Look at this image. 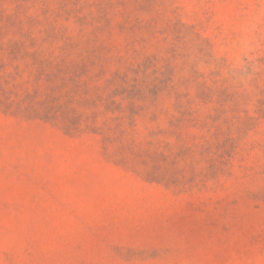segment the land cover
<instances>
[{"label": "rangeland", "instance_id": "obj_1", "mask_svg": "<svg viewBox=\"0 0 264 264\" xmlns=\"http://www.w3.org/2000/svg\"><path fill=\"white\" fill-rule=\"evenodd\" d=\"M0 264H264V0H0Z\"/></svg>", "mask_w": 264, "mask_h": 264}]
</instances>
